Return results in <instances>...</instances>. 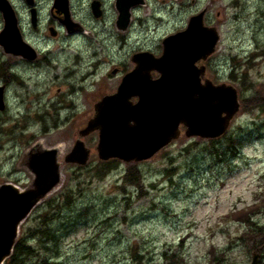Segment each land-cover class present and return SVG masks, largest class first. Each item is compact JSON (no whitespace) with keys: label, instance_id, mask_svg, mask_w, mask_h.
I'll return each instance as SVG.
<instances>
[{"label":"rangeland","instance_id":"1","mask_svg":"<svg viewBox=\"0 0 264 264\" xmlns=\"http://www.w3.org/2000/svg\"><path fill=\"white\" fill-rule=\"evenodd\" d=\"M86 1L75 9L87 31L54 39L47 6L34 29L15 0L26 34L44 59L8 62L0 47L6 103L0 110V185L29 187L33 176L22 166L29 148L41 142L68 153L92 116L93 105L85 99L115 90L121 68L134 66V52H162L164 37L186 28L204 9L205 23L221 36L205 62L206 77L234 85L251 104L264 96V0H147L133 10L127 34L116 28L112 1L100 21ZM7 62L15 77L3 69ZM116 67L120 72L113 74ZM182 129L177 140L137 163L142 180L136 185L125 179L136 163L102 161L98 133L83 138L91 149L89 162L65 165L62 187L20 228L19 239L37 251L23 264H252L255 253L264 264V249L257 251L247 234L253 222L264 232V109L240 110L227 133L213 141L187 137ZM260 201L251 222L228 217Z\"/></svg>","mask_w":264,"mask_h":264},{"label":"water","instance_id":"2","mask_svg":"<svg viewBox=\"0 0 264 264\" xmlns=\"http://www.w3.org/2000/svg\"><path fill=\"white\" fill-rule=\"evenodd\" d=\"M27 1L32 5V0ZM143 3L144 0H117L120 30L128 29L132 7ZM0 11L4 20L0 47L14 57L36 59L37 52L24 40L11 2L0 0ZM204 14L202 11L192 16L185 30L167 36L160 57L148 51L133 55L136 66L123 77L116 93L96 104L94 117L80 130L72 150L64 157L61 146L45 147L41 142L26 152L22 166L33 175L31 185L26 189L11 182L0 185V264L12 255L21 224L61 186L64 164L88 163L91 149L83 137L98 131L101 160L117 158L132 163L154 157L181 136L182 126L186 127L187 137L215 139L228 131L241 108L239 93L231 84L202 81L206 66L198 62L208 59L220 40L217 28L205 25ZM64 23L69 33L78 25L70 18ZM32 25L37 27L35 9ZM50 30L56 36V31ZM154 71L159 73L157 78L153 77ZM4 92L5 87L0 86V110L6 108ZM258 258L259 254H255L252 264H257Z\"/></svg>","mask_w":264,"mask_h":264},{"label":"flooded vegetation","instance_id":"3","mask_svg":"<svg viewBox=\"0 0 264 264\" xmlns=\"http://www.w3.org/2000/svg\"><path fill=\"white\" fill-rule=\"evenodd\" d=\"M10 1L12 2V4L14 5V7L16 9L24 39L28 43H30L38 51V57L35 60H28V59H24L22 57H17L14 59H8V61L12 62V61L16 60V61H18V63L20 65H22L23 62H28L31 64H38V63L43 61V59H44L43 54L44 53L32 40H30L28 38V36L26 34L25 27L23 25L22 11L16 5L15 0H10ZM20 1L22 2V4H23L22 6H23V8H24V10H25V12H26V14L30 20L32 18V9H35L38 23H37V27H33L34 29H39V25L42 21L43 12H42L41 7L43 5L47 6V8H48L47 9V19L49 21V24L47 25V29L49 30L50 34H51V31H50L51 28H54L56 30L57 35L52 36L54 39H57L60 36V34H62L64 32L69 36H75V35H78L80 33L83 34L87 31V29L85 28V26L82 23V19L79 17V15L77 14L76 9H75L79 0H32L34 5L31 7L28 6L27 0H20ZM111 1H112V7H113L114 12H115V20L114 21H115V24L117 26V18H118V10H117V5H116L117 0H87L86 2H87V5L89 7V12H90L91 16L95 20L100 21V20H103L107 16V13H108L107 12V10H108L107 6L110 5ZM95 11H97L99 13V15H96ZM68 18L72 19L73 21L81 23V24L73 27L74 31L72 34H69L68 31H66V29H65L66 26H65L64 22ZM132 26H133V24H132ZM132 26H130L129 30H131ZM142 50L143 49H138L137 51H142ZM160 52L154 53V54L158 56L160 54ZM131 68H133V67H131ZM131 68L124 69V70H123V68H121L123 76L128 71H130ZM114 69L118 70V72L116 74H118L120 72L119 67H116ZM154 76L157 77V73H154ZM120 82H119V84H120ZM98 83H100V82H98ZM119 84H117L116 89L113 91L105 92V93H104V91L97 92L94 99H90V98L85 99L86 101L88 100L89 103L93 105V111H92V109L88 108L89 109L88 113H92L91 118L95 115L96 103L99 102L101 99H103V97H105L109 94L115 93L117 91ZM86 97H87V95H86ZM257 264H263V263L259 259Z\"/></svg>","mask_w":264,"mask_h":264},{"label":"trees","instance_id":"4","mask_svg":"<svg viewBox=\"0 0 264 264\" xmlns=\"http://www.w3.org/2000/svg\"><path fill=\"white\" fill-rule=\"evenodd\" d=\"M5 71L9 72V64H5ZM241 103H242V109L244 111H247L249 109L255 108L257 107L258 109H264V96H261V94H258L254 97V101L253 104L249 103L248 100H246V98L244 97L243 99H241ZM213 141V140H211ZM234 140H230V148L231 150H233L234 147ZM222 151L220 149H216V153H221ZM126 181L127 182H131V184L136 185L139 184L142 180V174L141 171L138 167L137 164H133L130 165L128 168V171L126 173ZM263 203L260 201L257 204H253L252 206H248L245 207L244 209L240 210L238 213H232L230 214L228 217H236V218H240L242 217V219H244L245 222H251L252 219V215H253V211L258 208L259 206H262ZM252 225H255L254 227H252ZM252 225L249 226L248 229V233L249 235H251L253 237V239H255V243L256 245H258V249L257 251L261 252L264 249V232L262 228L256 227V223L253 222ZM46 235H49L48 233H51L49 230H44ZM261 236V240H257L256 239ZM51 237V234H50ZM54 237V236H52ZM262 249V250H260ZM37 253L36 249L31 246L28 245L27 243H24L22 240H18L14 251H13V255L5 262V264H23V258L24 257H31L34 256Z\"/></svg>","mask_w":264,"mask_h":264},{"label":"bare ground","instance_id":"5","mask_svg":"<svg viewBox=\"0 0 264 264\" xmlns=\"http://www.w3.org/2000/svg\"><path fill=\"white\" fill-rule=\"evenodd\" d=\"M95 55V54H94Z\"/></svg>","mask_w":264,"mask_h":264}]
</instances>
